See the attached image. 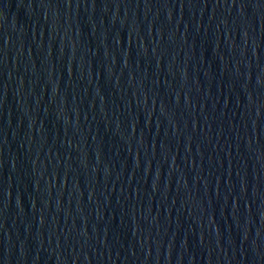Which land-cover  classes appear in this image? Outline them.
Instances as JSON below:
<instances>
[{
	"label": "water",
	"instance_id": "water-1",
	"mask_svg": "<svg viewBox=\"0 0 264 264\" xmlns=\"http://www.w3.org/2000/svg\"><path fill=\"white\" fill-rule=\"evenodd\" d=\"M0 264H264V0H0Z\"/></svg>",
	"mask_w": 264,
	"mask_h": 264
}]
</instances>
